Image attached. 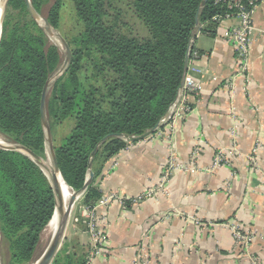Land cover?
I'll use <instances>...</instances> for the list:
<instances>
[{
  "label": "trees",
  "instance_id": "1",
  "mask_svg": "<svg viewBox=\"0 0 264 264\" xmlns=\"http://www.w3.org/2000/svg\"><path fill=\"white\" fill-rule=\"evenodd\" d=\"M80 28L71 40L67 70L48 86L45 109L52 129L71 116L70 134L54 145L63 181L79 190L89 173L93 179L81 195L83 207L101 196L96 178L103 165L129 143L122 135L138 136L161 127L179 95L183 65L196 30L216 33L214 16L224 5L207 0H132L134 13L148 35L140 38L118 31L107 20L108 0H71ZM256 3L259 0H255ZM41 12L48 0H30ZM63 0H53L45 18L60 27ZM63 62L57 45L29 15L25 0H8L0 34V135L43 156L45 134L40 97L48 78ZM84 92L80 98L81 77ZM155 130V132H156ZM56 207L55 195L41 167L28 155L0 149V233L8 242L9 264L31 260L41 233ZM61 250V249H60ZM81 252L64 240L51 264H85Z\"/></svg>",
  "mask_w": 264,
  "mask_h": 264
},
{
  "label": "crops",
  "instance_id": "2",
  "mask_svg": "<svg viewBox=\"0 0 264 264\" xmlns=\"http://www.w3.org/2000/svg\"><path fill=\"white\" fill-rule=\"evenodd\" d=\"M253 19L264 26V0L257 1ZM236 23L228 18L218 23L214 35L197 34L194 65L202 73L194 76L202 90L187 96L191 109L176 129L129 143L103 165L96 178L99 192L125 198L157 182L170 146L185 169L171 172L168 194L136 204L113 200L103 209L107 246L92 264H132L142 249L149 264H250L253 258L264 264V36H255L248 69L239 74L232 46L220 36ZM232 77L233 92L224 87ZM195 145L199 151L190 171L185 165ZM233 145L236 153L229 162L212 169L217 150ZM74 211L63 241L73 237L86 250L85 220L81 209ZM192 218L211 225H197ZM225 222L251 231V243L236 244Z\"/></svg>",
  "mask_w": 264,
  "mask_h": 264
},
{
  "label": "built area",
  "instance_id": "3",
  "mask_svg": "<svg viewBox=\"0 0 264 264\" xmlns=\"http://www.w3.org/2000/svg\"><path fill=\"white\" fill-rule=\"evenodd\" d=\"M214 4L224 5L227 12L221 16H214L213 20L220 23L222 20L228 18H236L237 23L228 25L220 33V36L231 44L233 52L235 54L237 67L236 70L239 74L244 73L248 69L249 65V51L250 46L257 35L264 36V26L257 25L253 19L256 1L255 0H213ZM197 52L192 53V57L188 59L187 71L184 77L183 85L179 91L177 101L169 111V113L160 120L161 127L156 130L158 134H171L176 129L177 124L190 111V106L186 102L187 96H197L202 90L201 80L196 78V73H202V70L198 69L194 65V60L198 58ZM233 77L230 78L224 87L233 92ZM163 128V129H161ZM235 134L234 131L231 132ZM169 141V140H168ZM199 151V146L195 145L192 149V153L189 159V164L185 167L187 170H194V161ZM236 153V147L233 145L230 148H220L214 154L211 168L215 169L223 164L229 162L228 156H233ZM184 165L180 164L174 158L172 147H169V153L166 164L163 166L159 178L155 184L146 188L139 194L125 198L118 195L116 192H109L102 194L95 204L92 206L83 207L81 216L85 220L86 233L88 235V255L85 264H92L93 259L104 255L107 246V234L103 228L104 221L106 219L103 209L106 208L113 200H118L120 204H124L126 201L131 204H136L142 200L152 198L157 193L168 194L166 183L168 182L171 172L174 169H183ZM185 169V168H184ZM195 224L205 227L210 226L208 222L204 223L199 218H192ZM225 227L231 233V236L236 244L247 246L251 243L253 235L251 231L243 229L241 225L236 222H225ZM139 258H135L132 264H149V256L144 249L141 250ZM250 264H259L256 259H251Z\"/></svg>",
  "mask_w": 264,
  "mask_h": 264
},
{
  "label": "water",
  "instance_id": "4",
  "mask_svg": "<svg viewBox=\"0 0 264 264\" xmlns=\"http://www.w3.org/2000/svg\"><path fill=\"white\" fill-rule=\"evenodd\" d=\"M7 1L8 0L4 1L1 15H0V34H1L2 21L5 15L6 7H7ZM206 1L207 0H202L200 7H203ZM25 5H26L27 11L29 15L31 16V18L35 20V22L41 27V29H43L46 32L49 38L57 36L59 40L62 42L64 49H65V56H64L62 64L60 65L59 69L48 78L46 84L44 85L42 89L41 97H40V119H41V124L44 129L45 142H46L45 144H48V149L50 153L51 169H47V167L43 164L40 156L32 152L30 149L23 147L19 144H8L5 142L3 143L0 142V149L12 150V151L15 150V151H19V152H22L28 155L32 160H34L41 167V169L44 171L45 175L47 176L50 182V185L55 195L56 207H55L54 214L51 220L49 221V223L53 220V218H55L56 222H55L54 231H53V235L50 240V243L48 247L46 248V250L44 251V253L41 255V257L37 260L35 264H51L55 254L59 250L61 243L64 239L65 230L68 225L73 206L93 179L94 174H93V171L91 170V160L95 152L98 150L99 146L106 140L108 136H105L104 138H102L100 142L92 150L90 157H89V164H88L89 173H88V176L83 186L79 190L71 191L68 198L65 199L63 196V191H62L61 183L59 180V176H61V173L58 167L56 156L54 154L51 131H50V127L47 122L45 101H46V95H47L49 84L67 70L70 60H71V52L65 40L54 31V29L51 27V25L49 24L46 18L41 17L40 13L37 12L32 6L30 0H25ZM195 22H196V30L193 36L190 38V45L188 49H190V47L193 45V42L197 34L201 30V24L199 23L198 18H196ZM187 64H188V54L186 55L185 60H184L183 74H182L181 84L179 86V91L181 90L182 85H183L184 77L187 71ZM155 130L156 128H152L138 136H128V135H122V136L128 142H135V141H140V140H143L149 137L155 132Z\"/></svg>",
  "mask_w": 264,
  "mask_h": 264
},
{
  "label": "rangeland",
  "instance_id": "5",
  "mask_svg": "<svg viewBox=\"0 0 264 264\" xmlns=\"http://www.w3.org/2000/svg\"><path fill=\"white\" fill-rule=\"evenodd\" d=\"M52 1L53 0H48V2L43 5L41 12H39L41 17L45 18L47 9L52 3ZM107 12L109 14L107 17V20L109 22H113L114 20H116L115 25L120 33L125 34V35H133V36H137L140 38H143L148 35L147 30L144 27L143 23L136 17L134 13L132 0H108ZM79 28H80V24L75 15L72 1L63 0V5L60 10V27L54 31L57 34H59L64 40L65 38L67 40H71V38L77 34ZM50 40L52 43L58 46L60 53L62 55V58L64 59L65 49H64L62 42L59 40L57 36L50 38ZM84 84H85L84 78L82 75L81 85H80V98H82L83 96V92L85 88ZM49 90H48V93H49ZM73 125H74V116H71L68 119H66L64 122H62L61 124L53 126L52 129H50L51 137H52V145L53 146L59 145L70 134ZM0 137L5 143L16 144V143L7 141L2 135H0ZM41 159H42L43 164L47 167V169H51V160H50L48 144H45L44 153ZM74 209L76 211L77 210L79 211L81 209V213H82L83 205L81 204V196L75 202L73 206V211ZM69 226L71 227L72 223H70ZM53 231L50 232L48 225L45 227V229L41 233L39 243L37 244L35 248V251L33 253L31 260L28 262L21 263V264H35L37 262V260L41 257V255L44 253V251L48 247L50 240L52 238L51 235H53ZM65 240H69L71 243V246L73 245L77 247L78 250H80L81 252L88 250V249L85 250L83 245L81 247L79 242L74 240L73 237H70L69 239H65ZM88 242H89V239H88ZM62 243L58 250L59 252L62 250ZM9 257H10V253H9V248H8V242L2 237L0 233V264H9Z\"/></svg>",
  "mask_w": 264,
  "mask_h": 264
},
{
  "label": "bare ground",
  "instance_id": "6",
  "mask_svg": "<svg viewBox=\"0 0 264 264\" xmlns=\"http://www.w3.org/2000/svg\"><path fill=\"white\" fill-rule=\"evenodd\" d=\"M5 0H0V15H1V11H2V7H3V3ZM0 142L3 143L4 141L1 139L0 137ZM59 180L61 183V187H62V191H63V196L65 199L68 198V196L70 195V189L68 186H66L65 182L63 181V179L61 178V176H59ZM55 218H53V220L48 224L49 230L50 232L53 231L54 226H55ZM46 235V234H45ZM52 236V235H51Z\"/></svg>",
  "mask_w": 264,
  "mask_h": 264
}]
</instances>
